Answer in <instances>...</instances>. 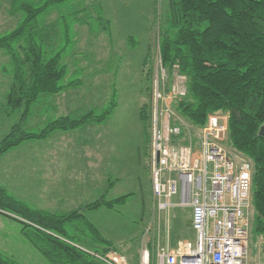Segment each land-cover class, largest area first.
<instances>
[{
  "label": "trees",
  "instance_id": "obj_1",
  "mask_svg": "<svg viewBox=\"0 0 264 264\" xmlns=\"http://www.w3.org/2000/svg\"><path fill=\"white\" fill-rule=\"evenodd\" d=\"M65 1L21 2L18 24L0 35V50L9 58L5 71L11 75L6 113L22 109L19 121L0 139V155L56 130L69 131L103 122L116 105L112 99L100 114L88 111L79 117H56L37 132L22 125L40 97L80 84L79 76L66 79L69 70L63 62V40L73 24L92 34V15L87 6L65 14ZM167 4L168 18L157 45L161 65L167 72L164 91L172 83L174 66L185 76V94L173 97L170 109L193 127L203 126L210 114H227L226 144L251 168V230L264 237V129L260 132L264 128V0H167ZM55 9L57 17L45 22ZM151 98L138 110L146 127H150L152 116ZM183 135L171 136L170 141L176 143ZM147 142L146 148L150 135ZM127 197L128 194L112 200L101 198L55 213L31 207L0 186V214L22 225L24 238L48 264H105L92 253L119 252V247L99 232L84 211L100 206L111 208L124 203ZM127 260L128 264H137L136 252ZM0 264L20 263L0 252Z\"/></svg>",
  "mask_w": 264,
  "mask_h": 264
},
{
  "label": "rangeland",
  "instance_id": "obj_2",
  "mask_svg": "<svg viewBox=\"0 0 264 264\" xmlns=\"http://www.w3.org/2000/svg\"><path fill=\"white\" fill-rule=\"evenodd\" d=\"M85 6L92 15V34L85 27L73 24L67 37L62 38L65 45L63 62L69 70L66 79L79 76L80 84L65 90L68 93L58 99L40 97L22 125L28 131L37 132L46 120L58 115L79 117L88 111L100 114L113 99L116 105L107 120L92 125L86 133L103 160L95 168L81 159L83 155L79 151L82 149L78 148L74 154L62 149L61 156L68 158L62 159L59 164L64 167L76 165L90 179L86 181L85 189L73 188L71 195L75 197L59 203L55 199L54 186H51L54 189L51 192L50 187L43 183H32L40 176L37 167L44 153L41 147L32 145L43 144L22 142L0 155V186L31 207L60 212L94 201L106 191L108 179L115 180L106 198L128 194L126 202L112 210L97 208L85 213L106 238L136 246L137 234L145 229L146 221L155 216L150 195L149 156L144 152L150 127L140 121L138 110L151 97L153 106L155 84H161V78L166 82L167 72L161 65L157 45L159 32L161 34L166 26L168 4L167 0H67L63 12L68 14ZM57 15L58 10H52L44 21L51 22ZM14 19L16 16H10L0 8V35L14 27ZM8 63V56L0 50V64H4L0 73V139L19 121L22 113V109L18 108L12 116L5 114L6 95L11 84V75L8 70L5 71ZM174 70L172 82L179 81L176 66ZM74 71L78 74H73ZM64 140L70 142L71 137H64ZM65 141H61L60 145H67ZM54 142L52 137L45 144L51 147ZM172 201L177 203L178 198L173 197ZM251 212L253 215V209ZM189 213L190 209L186 206L178 205L171 209L170 240L174 248L183 240L194 241ZM21 229L19 222L0 215V252L20 264H48L24 238ZM263 242L255 231L250 230L248 264H264Z\"/></svg>",
  "mask_w": 264,
  "mask_h": 264
},
{
  "label": "built area",
  "instance_id": "obj_3",
  "mask_svg": "<svg viewBox=\"0 0 264 264\" xmlns=\"http://www.w3.org/2000/svg\"><path fill=\"white\" fill-rule=\"evenodd\" d=\"M178 77L167 91L164 78L153 90L149 142L152 220L159 224L174 206H186L194 241L178 242L173 250L155 242L153 253L144 244L137 264H248L250 164L226 144L227 114H210L201 127L174 116L169 102L185 94V76L178 73ZM182 132L181 140L170 141ZM183 140L185 143L180 142ZM173 197L178 198L177 203ZM92 255L105 264H128L115 251Z\"/></svg>",
  "mask_w": 264,
  "mask_h": 264
},
{
  "label": "crops",
  "instance_id": "obj_4",
  "mask_svg": "<svg viewBox=\"0 0 264 264\" xmlns=\"http://www.w3.org/2000/svg\"><path fill=\"white\" fill-rule=\"evenodd\" d=\"M23 1L33 2V1H36V0H7L6 1L7 3L5 5H4V3H5L4 0H1L0 8L5 9L8 15L16 16V19H14V24H15L14 27H16V25L18 24V21L21 18L22 14H21V11L19 10V6H20V3L23 2ZM14 27H12V29ZM0 65H1V67H0V73H1L2 72V67H3L4 64L3 65L0 64ZM68 89H70V88H66L62 92H60L58 94H55L53 96H49V97H52L53 99H58L60 97H64L65 94L68 93V92L66 93L64 91L68 90ZM52 108L54 109L56 107H52ZM5 114L7 115L6 112H5ZM12 114L7 115V116H12ZM58 116H61V115H58ZM105 121H103V122H105ZM103 122H100V123H103ZM100 123H87V124H84V125L76 128V129H74V130H69V131L56 130V131L51 132L45 138L24 141L23 143H29L31 141L32 142L33 141H37L36 142L37 144L38 143L43 144V145H32L33 147H41L44 150V153L41 155L40 163L38 164V167H37V169H39L38 173L40 174V176H39V178H36L35 180H33L32 183L34 185H36L37 183H40V184L43 183L44 186H46V187L49 186L50 187V191L51 192H53V190H54L51 186H54L55 190H56L55 199L59 203H64V202L68 201V198L75 197L74 195H71L72 191H73V188L78 187V188H80V190L85 189V186L87 184L86 181L88 179H90V177L89 176H84L83 175L84 173L81 172L80 167H78V166L76 167V165H74L72 167H70V166L69 167H64L63 164H59V162L62 159L68 158V157L65 158V156H61V150L62 149L70 150L74 154V152H78V148H80L82 150L79 151V152H81V154L83 155V158H81V159L82 160H87L89 162V164H91V166L93 165L95 168H98L100 163L102 162L103 158L98 154V151L96 150V148L94 150V148L92 147V143L90 142L89 138H87L88 136H86V133L91 129L92 125L100 124ZM52 137L55 138V142H54V145H52L50 147L49 144H45V141L47 142L48 140L52 139ZM64 137H71L70 142H66L64 140ZM61 141H65L67 143V145L61 146L60 145ZM144 152H145L146 155L149 156L147 158V165H148V169H149V182H150V195H151L150 166H149V159H150L149 145H148L147 150H146V145H145V151ZM105 154H107V153H105ZM72 157H70L69 159H73ZM75 159H77V158H75ZM107 160H108V158L106 159V161ZM96 172L97 171H95V173ZM114 184H115V180L111 181V179H108V184H107L106 191L102 192L95 200H98V199H101V198H104L106 200H112V199L120 197V196H118V197L109 198V199L106 198V195H107L109 189ZM1 187H3V186H1ZM3 188L5 189V187H3ZM16 199H18V198H16ZM126 199H125V202H126ZM18 200H21V199H18ZM21 201L26 202L25 200H21ZM91 202L85 203V205H87V204H89ZM124 203H121V204H119L117 206H121ZM81 206H84V205L79 204V205H77L75 207H72L69 210L76 209V208H79ZM115 207L116 206H113L111 208H107V207L100 206L98 208H105V209H111L112 210V209H115ZM34 208L42 209V208H39V207H34ZM96 209L97 208L89 209V210H96ZM69 210H66V211H69ZM66 211H60V212L55 211V213H61V212H66ZM86 211H88V210H86ZM86 211H84L85 215H86V213H85ZM49 212H51V211H49ZM170 214H171V210L168 213L167 217L162 216L161 220L159 221V224H157L156 221L152 220V219H155V217L151 216V218L146 221L145 229L143 231L141 230V233L137 234V237L134 236V237L138 238L136 246L135 245H131V244L125 245L123 243L124 241L116 243V242H114V241H112V240H110L108 238L107 239L112 241L115 245H117V247H121L122 248L117 253L123 255L126 259L128 257H131L133 252H136L137 257H138V253H139L140 247L142 245H144V244L151 250L152 253L154 252V249L156 247V243L155 242H158L159 244H162V245H168L170 250H173L174 247L172 246V243H171V240H170V232H171V215ZM189 220H190V215H189ZM251 228H252V219H251ZM146 229H148V230L146 231ZM258 238L259 239L262 238L263 241H264V237L258 236ZM144 241H145V243H143ZM137 260H138V258H137Z\"/></svg>",
  "mask_w": 264,
  "mask_h": 264
},
{
  "label": "water",
  "instance_id": "obj_5",
  "mask_svg": "<svg viewBox=\"0 0 264 264\" xmlns=\"http://www.w3.org/2000/svg\"><path fill=\"white\" fill-rule=\"evenodd\" d=\"M263 129H264V128H263V127H261V128H260V132H262V131H263Z\"/></svg>",
  "mask_w": 264,
  "mask_h": 264
}]
</instances>
